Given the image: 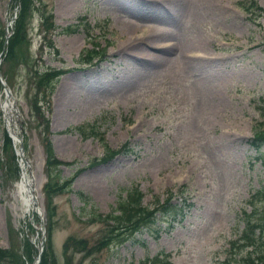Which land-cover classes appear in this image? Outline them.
<instances>
[{
  "label": "rangeland",
  "instance_id": "374dc122",
  "mask_svg": "<svg viewBox=\"0 0 264 264\" xmlns=\"http://www.w3.org/2000/svg\"><path fill=\"white\" fill-rule=\"evenodd\" d=\"M27 7L20 54L0 62V146L6 127L23 139L42 225L22 215L14 191L23 171L10 139L0 148V249L15 257L0 264H33L41 249L57 264H137L159 253L170 264L264 258V243L240 240L252 235L248 216L260 222L249 206L264 211L257 158L264 142L261 155L248 146L264 134V0H29ZM18 12L17 2L0 0L4 47ZM53 72L61 75L40 87L39 76ZM46 140L63 164L55 182L69 183L52 198L48 226ZM133 188L142 207L185 201L183 220L148 224L87 255L107 232L92 215H110ZM67 239L85 247H64Z\"/></svg>",
  "mask_w": 264,
  "mask_h": 264
},
{
  "label": "trees",
  "instance_id": "16d2710c",
  "mask_svg": "<svg viewBox=\"0 0 264 264\" xmlns=\"http://www.w3.org/2000/svg\"><path fill=\"white\" fill-rule=\"evenodd\" d=\"M34 1V0H33ZM12 4L18 3V14L15 18L14 26H13V33L7 40V44L5 46V54L2 58L1 62H8L12 59H16L18 55L20 54V46L22 45L23 39L20 35V29H22V16L23 14L28 10L27 5L29 4V0H11ZM3 37L4 32L3 29H0V50L3 46ZM60 72H53V74H43L39 76L38 85L40 87L45 86L46 88L51 87V81H54L57 76H60ZM36 104V103H35ZM33 105V104H32ZM37 105V104H36ZM38 111L40 112V108L38 107ZM46 122V121H45ZM80 129H75V132H79ZM3 141L1 144V149H5L6 147H10V138H8L7 134L3 132ZM264 142V134L262 137H253L248 141V146L255 152L256 155L260 153L261 155V145ZM44 147V168H45V179H47L46 184L44 185L45 189V200H46V206H45V214H46V221L47 226L51 220V217L53 216V208H52V198L59 195L60 193L64 192L67 189V186L69 183H57L55 182L57 178H55V175L53 173L57 172L58 166L63 165L60 161H57L56 158L53 155V150L50 142L48 140L43 142ZM127 146H123L121 150L118 151H112L106 152L107 155L105 159L102 160V162H106L111 160L114 156L121 155L123 151ZM264 153V152H262ZM264 161V158L257 157ZM264 164V163H263ZM125 198L123 201H118L116 203V209L111 213L110 215L101 216L97 213L93 214L91 219V222H98L103 224L106 229V235L103 238V241L97 243L94 245L92 249H85L87 252V255H94L98 252H100L101 249H103L105 246L109 245V243H113V241L118 240L119 238H123L125 235L129 236L128 238L136 235V233L141 232L143 229H146V225H154L156 222L164 223L166 227H170V223L178 224L181 222L184 218L183 214V206H186V208L189 207V204H185V201H177L172 202L171 198H167L165 201H162L161 203L156 202L155 206L148 208V207H142L140 206V200L141 195L138 193L136 188H133L132 190H129L125 193ZM250 213L253 212V216L260 218L258 224H254V221L251 222L250 217H247V214L244 215V217H247V220L245 221V227L247 226L248 231L252 232V235H242L240 240L244 243H247V247L250 246L251 248H254L253 246L257 247L260 243H264L262 241V238L264 236V219L261 220L262 215H264V211L258 213L253 206H249ZM254 231H257L258 234H254ZM48 232V229L47 231ZM49 234V232H48ZM74 239H67L68 242L65 243L64 247H66L67 244L71 243L74 246H81V249L85 247L84 242L80 241H73ZM47 252V248L45 249ZM66 254L67 252H63ZM13 255L10 253L8 254L7 251L0 249V260L5 259L6 261H9V259H13ZM230 260L222 261V264H231L229 262ZM243 264H264V258L263 257H255L254 261L251 260V258L243 259ZM64 264H67L65 261ZM38 264H57L55 263L53 256L51 257V254L42 253L39 263ZM137 264H170L168 255L159 253L153 258L148 259L147 262H141Z\"/></svg>",
  "mask_w": 264,
  "mask_h": 264
},
{
  "label": "bare ground",
  "instance_id": "6f19581e",
  "mask_svg": "<svg viewBox=\"0 0 264 264\" xmlns=\"http://www.w3.org/2000/svg\"><path fill=\"white\" fill-rule=\"evenodd\" d=\"M153 29H152V31H153ZM165 60H166V58H165ZM12 111H13V107L10 105L9 108H7V112L9 114ZM9 132L13 136H15L14 129H12V130L10 129ZM28 168H29V164L27 163V161L24 160L23 157H21V170L23 171V173H22V176H21L19 182L16 183V185H15V191L14 192L16 193V196L19 198V202H21V205H22L21 212H22V215H24V216L31 214V210H34V207H32V206H34L33 204L36 203V206H37V201H38L37 200V192H38L37 186L34 183L35 182L34 179H32L30 174H28V170H27Z\"/></svg>",
  "mask_w": 264,
  "mask_h": 264
},
{
  "label": "water",
  "instance_id": "95a60500",
  "mask_svg": "<svg viewBox=\"0 0 264 264\" xmlns=\"http://www.w3.org/2000/svg\"><path fill=\"white\" fill-rule=\"evenodd\" d=\"M40 252V251H39ZM38 252V255H37V257H36V259H35V263L34 264H37L38 263V261H39V257H40V253Z\"/></svg>",
  "mask_w": 264,
  "mask_h": 264
}]
</instances>
